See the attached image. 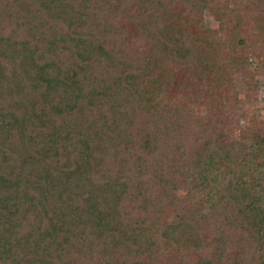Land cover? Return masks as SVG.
<instances>
[{
  "label": "trees",
  "instance_id": "obj_1",
  "mask_svg": "<svg viewBox=\"0 0 264 264\" xmlns=\"http://www.w3.org/2000/svg\"><path fill=\"white\" fill-rule=\"evenodd\" d=\"M162 1L0 0V264H264V129L187 110H221L207 64L180 91L153 77L194 55L181 30L122 41L125 10Z\"/></svg>",
  "mask_w": 264,
  "mask_h": 264
},
{
  "label": "rangeland",
  "instance_id": "obj_2",
  "mask_svg": "<svg viewBox=\"0 0 264 264\" xmlns=\"http://www.w3.org/2000/svg\"><path fill=\"white\" fill-rule=\"evenodd\" d=\"M156 20L181 30L194 55L169 58L152 66L153 77L176 91L186 87L192 70L202 64L213 69L216 92L223 99L221 110L210 113L211 103H190L188 111L198 117L215 114L224 122L226 136L240 139L252 129H264V0L256 10L224 8L219 18L204 9L191 7L185 0L153 3L149 9L129 6L118 21L125 45L135 46L134 38L142 21ZM245 42L241 59L230 56L233 39ZM215 102V101H214Z\"/></svg>",
  "mask_w": 264,
  "mask_h": 264
}]
</instances>
